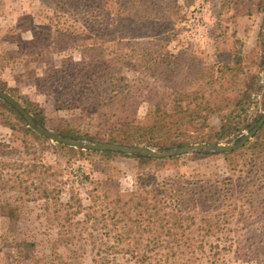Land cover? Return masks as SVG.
I'll use <instances>...</instances> for the list:
<instances>
[{
	"label": "trees",
	"instance_id": "16d2710c",
	"mask_svg": "<svg viewBox=\"0 0 264 264\" xmlns=\"http://www.w3.org/2000/svg\"><path fill=\"white\" fill-rule=\"evenodd\" d=\"M47 1L55 15L70 3ZM258 1L264 13V0ZM221 4L222 8L229 5L225 0ZM149 10H155L149 0H100L90 17L96 20L95 13H102L101 26L94 30L56 28L53 32L62 45L85 44L95 51L97 45L121 41L135 24H142L141 20L145 23ZM51 35L50 30L47 36ZM98 58L89 61L84 56L82 61L69 62L72 70L82 72L74 86L78 92L76 99L56 98V109L67 106L78 109L80 115L62 120L54 133L84 144L142 147L173 156L157 159L51 144L37 135L11 104L0 99V124L12 132L11 140H0V216L7 219L9 229L15 230L25 203L39 202L46 221L56 227L57 241L65 246L84 244L100 264H229L231 257L249 262L253 254L258 260L260 247L264 253V123L259 125L264 118V86L258 72L251 73L239 57L211 65L191 63L185 87L174 83L169 95L147 92L152 95L154 109L139 120L138 102L130 96L122 74L129 64L117 57ZM261 59L259 66L264 72ZM163 63L171 72L177 64ZM0 92H10L2 81ZM22 106L38 126L45 127L41 108L27 100H22ZM113 108L114 112L108 113ZM91 111L95 118H90ZM213 116L218 119L217 126L210 123ZM255 127L256 132L242 148L221 153L230 175L182 184L179 180L158 181L144 173L135 181L134 190L126 193L115 180L106 178L93 184L86 194L87 203L78 195L66 196L63 174L43 162L44 152L51 148L76 160L89 156L101 161L130 158L143 170L149 164L158 166L179 157L174 154L186 147L235 144ZM192 153L195 157L220 154Z\"/></svg>",
	"mask_w": 264,
	"mask_h": 264
},
{
	"label": "rangeland",
	"instance_id": "374dc122",
	"mask_svg": "<svg viewBox=\"0 0 264 264\" xmlns=\"http://www.w3.org/2000/svg\"><path fill=\"white\" fill-rule=\"evenodd\" d=\"M99 1L70 0L65 10L55 15L47 0H0V81L10 91L6 94H13L15 98L10 96L21 105L22 100H27L43 110L44 130L54 133L62 120L80 115L78 109L67 106L57 110L55 100L76 99L78 89L74 86L82 72L72 70L68 64L82 61L84 56L89 61L98 58L97 53L101 55L98 61L117 57L129 64L122 74L130 86V96L138 102L139 120L154 109L152 95L147 92L169 95L174 83L185 87L191 63L211 65L239 57L244 66H250L251 73L258 72L264 86V72L259 66L264 58V13L258 0H225L229 4L226 8H222L223 0H149L155 10H149L145 23L141 20L142 24H135L121 41L97 45L95 51H89L92 46L85 44L62 45L60 37L53 32L56 28L94 30L102 25V13H95L96 20L90 17ZM50 30L52 35L47 36ZM164 60L177 62L170 68L173 72L165 68ZM260 98L259 95L258 101ZM166 102L170 107L169 98ZM114 110L109 109L108 113ZM90 118H95L92 111ZM210 123L217 126V117L213 116ZM11 139V130L0 124V140ZM18 143L16 140L15 144ZM203 156L195 157L191 152L139 170L137 162L130 158L101 161L98 156H89L76 160L50 148L44 152L43 162L63 174L66 196L78 195L87 203L86 194L93 184L106 178L115 180L126 193L134 190L135 181L144 173L158 181L179 180L182 184L231 174L221 153ZM248 259L249 262L231 257L229 264H264L262 247L258 250V260L254 254ZM0 264L100 263L82 243L60 244L56 227L46 221L41 203L29 202L23 205L14 231L9 229L7 219L0 216Z\"/></svg>",
	"mask_w": 264,
	"mask_h": 264
},
{
	"label": "water",
	"instance_id": "95a60500",
	"mask_svg": "<svg viewBox=\"0 0 264 264\" xmlns=\"http://www.w3.org/2000/svg\"><path fill=\"white\" fill-rule=\"evenodd\" d=\"M0 99L7 101L9 104H11L16 111L24 118V120L28 123V125L33 129V131L38 134L39 136L49 140L50 142L54 144H62L71 148L75 149H81V150H89V151H118L125 155H134V154H143V155H149L153 158L157 159H163L168 158L170 156H173V154H165V153H159L154 150L142 148V147H127V146H121L117 144H109V143H103V144H84L78 140H73L69 138H62L57 136L51 131L44 130L40 126H38L32 119V117L28 114V112L22 107V105L16 101L14 98H12L10 95L0 92ZM264 123V118H262L259 122V125ZM257 130V127H255L251 133L245 134L241 140L233 146H225V145H196L192 147H186L184 149L179 150L174 155L179 156L182 154L191 153L193 151H202V152H218V153H231L234 152L240 148H242L252 137V134L255 133Z\"/></svg>",
	"mask_w": 264,
	"mask_h": 264
}]
</instances>
